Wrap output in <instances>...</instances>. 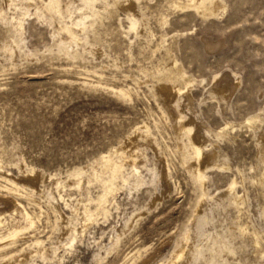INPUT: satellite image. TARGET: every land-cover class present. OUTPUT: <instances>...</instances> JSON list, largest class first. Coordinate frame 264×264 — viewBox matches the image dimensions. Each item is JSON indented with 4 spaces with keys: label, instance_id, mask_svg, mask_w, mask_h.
Listing matches in <instances>:
<instances>
[{
    "label": "rangeland",
    "instance_id": "1",
    "mask_svg": "<svg viewBox=\"0 0 264 264\" xmlns=\"http://www.w3.org/2000/svg\"><path fill=\"white\" fill-rule=\"evenodd\" d=\"M40 4L0 0V264H264V0Z\"/></svg>",
    "mask_w": 264,
    "mask_h": 264
},
{
    "label": "bare ground",
    "instance_id": "2",
    "mask_svg": "<svg viewBox=\"0 0 264 264\" xmlns=\"http://www.w3.org/2000/svg\"><path fill=\"white\" fill-rule=\"evenodd\" d=\"M25 2H26V0H24ZM32 1V0H31ZM72 0H66V2L65 1H62V0H40V6H37L36 7V11L37 12H40L42 15H44V14H49L50 16L51 15H54V14H58V15H60L61 14V12H62V10L64 9V8H67L68 7V5L70 4V2H71ZM195 1V0H194ZM86 2V1H85ZM124 2V1H123ZM30 3H32V2H30ZM35 4V3H34ZM195 4V3H194ZM197 4V3H196ZM29 5V4H28ZM31 5V4H30ZM202 4H201V1H200V3L198 2V6L200 7ZM196 7H197V5H196ZM29 9V8H28ZM203 9V8H202ZM39 13V14H40ZM38 16V15H37ZM51 19V18H50ZM134 20V19H133ZM136 24V23H135ZM76 25L77 26H83V22H82V20H78L77 22H76ZM84 28V27H83ZM131 28V27H130ZM76 29V28H75ZM68 32V33H70V34H72V37L73 38H75V36L73 35V33H72V31H71V29L69 28V27H65V32ZM70 36V35H69ZM74 41V40H73ZM173 89V88H172ZM178 91L179 90H175V91H173V94H176L175 96H177V94H178ZM118 93H121L122 95L123 94H125L122 90L121 91H119ZM158 93V92H157ZM160 95V94H159ZM179 95V94H178ZM181 95V94H180ZM181 127H183V126H181ZM184 127H185V125H184ZM182 129H184V128H182ZM185 130H186V133L187 132H189L190 130L186 127L185 128ZM195 147V156H196V161H197V163H198V170H197V177L201 180L202 179V177H203V179H204V176L202 175V173H203V170L200 168V170H202V173H201V171L199 170V167H200V159H203V158H201V155H202V153H201V151H200V147L198 148V147H196V146H194ZM124 149V148H123ZM201 150H203V149H201ZM131 152V151H130ZM130 152L128 153L126 150H123V151H120L119 152V157L117 158V160H114V159H112V158H110V157H104L103 158V162H101L102 163V165H101V173H103V174H107L108 175V180L107 181H104L103 179H98V181H101V183H102V192H101V194L99 195V197H98V208L100 207H102L103 209H101V210H103V215L104 214H106L107 212V210H105L106 208L105 207H103V204L107 201V198H108V196L109 195H112L113 193H114V191L116 190V188H115V183L117 182V179L119 178V176H120V173H121V171H122V168L124 167V165H125V163L126 162H133V157L131 156V154H130ZM116 153V152H115ZM195 156H194V158H195ZM203 157H206V156H204L203 155ZM205 160V158L203 159V161ZM202 161V162H203ZM196 164V163H195ZM205 164V163H204ZM96 165V164H95ZM131 165H133V163L131 164ZM195 166H197V165H195ZM197 168V167H196ZM135 170V169H134ZM95 171V170H94ZM99 176V175H98ZM103 177V176H102ZM122 177V176H121ZM201 185V184H200ZM202 186V185H201ZM16 187V186H15ZM97 202V201H96ZM105 206V205H104ZM102 212V211H101ZM26 213V212H25ZM96 214V213H95ZM94 214V212H91V211H89V210H85V214H84V216H85V218L86 219H93V217L94 216H96ZM105 216V215H104ZM31 218V217H30ZM106 218V217H105ZM94 220V219H93ZM241 228V227H240ZM12 232V231H11ZM10 233V232H9ZM11 234V233H10ZM13 234V233H12ZM117 239V238H116ZM1 241H2V239H1ZM111 242V241H110ZM189 256V255H188Z\"/></svg>",
    "mask_w": 264,
    "mask_h": 264
}]
</instances>
